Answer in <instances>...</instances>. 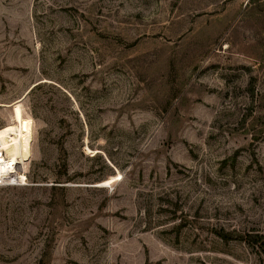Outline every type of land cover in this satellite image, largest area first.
Wrapping results in <instances>:
<instances>
[{
    "label": "rangeland",
    "instance_id": "1",
    "mask_svg": "<svg viewBox=\"0 0 264 264\" xmlns=\"http://www.w3.org/2000/svg\"><path fill=\"white\" fill-rule=\"evenodd\" d=\"M22 118L0 264H264V0H0Z\"/></svg>",
    "mask_w": 264,
    "mask_h": 264
},
{
    "label": "bare ground",
    "instance_id": "2",
    "mask_svg": "<svg viewBox=\"0 0 264 264\" xmlns=\"http://www.w3.org/2000/svg\"><path fill=\"white\" fill-rule=\"evenodd\" d=\"M32 140L33 122L30 118L0 127V181L9 182L18 176V165L24 163L31 151Z\"/></svg>",
    "mask_w": 264,
    "mask_h": 264
},
{
    "label": "trees",
    "instance_id": "3",
    "mask_svg": "<svg viewBox=\"0 0 264 264\" xmlns=\"http://www.w3.org/2000/svg\"><path fill=\"white\" fill-rule=\"evenodd\" d=\"M255 237L259 238L258 241L259 240H264V237L263 236L255 235Z\"/></svg>",
    "mask_w": 264,
    "mask_h": 264
}]
</instances>
